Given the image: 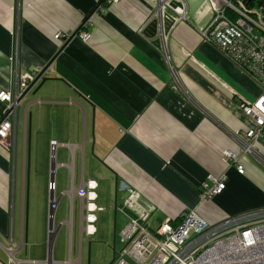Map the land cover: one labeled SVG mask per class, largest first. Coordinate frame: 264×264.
<instances>
[{"label": "crops", "instance_id": "1", "mask_svg": "<svg viewBox=\"0 0 264 264\" xmlns=\"http://www.w3.org/2000/svg\"><path fill=\"white\" fill-rule=\"evenodd\" d=\"M182 1L176 11L165 9L176 24L168 31V64L143 33L155 0H0V91L11 89L16 71L36 74L50 65L44 74L50 80L35 84L15 106L14 146L0 145V264H87L92 254L83 240L91 236L80 213L89 181L97 189L107 182L115 192L116 177V206L118 191L126 194L122 185L136 190L141 199L130 216L142 217L144 204L151 205V230L176 223L183 212L216 223L264 208L258 160L264 161V137L254 145L256 158L242 156V175L223 159L226 150L238 153L233 134L252 126L242 107L263 88L201 38L211 20L208 1ZM56 33L66 37L55 40ZM4 108L0 103V116ZM52 141L59 146L48 163V154L38 157L33 147L47 149ZM208 176L225 177V189L202 200ZM28 185L30 198L49 193V203L26 207ZM63 194L73 209L56 228ZM64 225L70 241L76 238L75 259L67 261L55 241Z\"/></svg>", "mask_w": 264, "mask_h": 264}, {"label": "built area", "instance_id": "2", "mask_svg": "<svg viewBox=\"0 0 264 264\" xmlns=\"http://www.w3.org/2000/svg\"><path fill=\"white\" fill-rule=\"evenodd\" d=\"M174 1L181 6L184 4L182 0H155V12L143 27L155 22L154 41L157 40L168 64V31L176 24L171 19L166 30L164 12ZM207 1L211 20L200 29L201 38L216 46L263 88L258 99L242 107L243 115L252 126L233 134L239 145L238 153L228 150L223 153L224 161L242 175L244 169L239 163L242 156L256 158L254 145L264 137V0ZM107 2L116 4L119 0H104ZM177 16L178 21L184 20L183 13ZM78 36L83 42L89 38L86 33H78ZM65 37L64 33H56L53 38L61 40ZM14 51L16 55L17 47ZM35 73L19 75L16 71L11 89L0 91V103L5 107L4 115L0 116V145L8 150L12 149V144L14 146L15 106L38 74ZM58 146L57 142H50V152L54 153ZM258 160L264 167V161L259 157ZM86 186L88 191L84 194L86 201L82 202L80 218L85 222L84 232L93 236L96 231L95 213L98 211L95 204L97 184L89 181ZM54 187V183H49V192ZM122 188L126 196L117 205V211L128 220L120 234L122 247L115 252L112 264H264V208L225 217L216 223L204 220L196 211L183 212L176 223L165 221L151 230L146 218L153 207L144 204L142 217L130 216L135 211L134 203L138 205L141 198L127 185H122ZM224 189L225 177L215 179L208 176L207 181L200 185L199 196L208 200Z\"/></svg>", "mask_w": 264, "mask_h": 264}, {"label": "rangeland", "instance_id": "3", "mask_svg": "<svg viewBox=\"0 0 264 264\" xmlns=\"http://www.w3.org/2000/svg\"><path fill=\"white\" fill-rule=\"evenodd\" d=\"M33 151L38 154V157H43L45 154H48V163L50 162V147H45V145H36L33 147ZM99 171L104 175H109V171L105 169L103 166H100ZM95 179L99 182L102 180V177L99 178L97 175H94ZM57 197L60 196L59 189L56 191ZM98 195V200L96 201V206L98 211L95 213L96 223L95 229L96 233L89 237L88 239H84V242H90V251H91V259L90 264H109L112 259V246L113 242L115 244V252L119 251L122 247L121 243V230L125 223V220L122 218L123 215L119 211L116 212V218L114 223L113 216V203H114V190L109 191L107 182L96 190ZM49 193L46 195L45 193L31 194V198L29 195V185H28V203L31 201L34 202H48ZM57 197H55L57 199ZM125 198V193L118 191L117 193V204L120 205L123 199ZM28 206V204H27ZM69 195L63 194L59 203L57 204V212L54 215V221L56 223V228L59 224V219L64 221L69 220V213L71 209ZM79 214V210L76 209V215ZM53 219V217H52ZM54 225V223L52 224ZM55 227V226H54ZM55 230V228L53 229ZM75 240L70 241L68 227L66 225L63 226L62 230L56 236V245L57 248L60 245V242L63 245L65 250L64 256L61 255V259H65V261L70 258L75 259L76 250H75ZM73 246V251H72ZM55 261V260H53ZM82 264H85L82 261Z\"/></svg>", "mask_w": 264, "mask_h": 264}, {"label": "water", "instance_id": "4", "mask_svg": "<svg viewBox=\"0 0 264 264\" xmlns=\"http://www.w3.org/2000/svg\"><path fill=\"white\" fill-rule=\"evenodd\" d=\"M245 1L249 2L250 0H245ZM103 2H104V0H103ZM169 6H170L172 9L176 10V9L180 8L181 5H180V4L178 5V4L174 1V2L170 3ZM164 13H165V14H164V18H165L166 30H167L168 27H169V22L171 21V19H170V17L167 15L166 12H164ZM155 27H156L155 22H154V21L151 22L149 25H147V26L144 28V30H143L144 35L147 36V37H150V38L154 39V37H155ZM154 42H155V44L158 43L157 40H155ZM49 66H50V65H48L46 68H44L42 71H40V72L36 75V77H35V78L33 79V81L30 83V85H29L27 91H28V90H31V89L33 88V86H34L35 84H37L38 82H40V84H39V87H40L44 82H46L47 80H50V79L44 78V74H45V72H46V70L48 69ZM37 88H38V87H37ZM21 98H22V97H21ZM19 100H20V99H19ZM28 150H29V149H28ZM112 173H113V172H112ZM114 182H115V192H114L115 198H114L113 216H114V223H115L116 212H117V206H116V186H117V179H116V177H115ZM27 202H28V194H26V207H27ZM51 218H52V217H51V215H50V219H51ZM89 247H90V245H89ZM114 259H115V244H114V242H113V246H112V259H111V261H110L109 264H112L113 261H114ZM87 264H90V257H89V256H88V259H87Z\"/></svg>", "mask_w": 264, "mask_h": 264}, {"label": "clouds", "instance_id": "5", "mask_svg": "<svg viewBox=\"0 0 264 264\" xmlns=\"http://www.w3.org/2000/svg\"><path fill=\"white\" fill-rule=\"evenodd\" d=\"M23 95H24V94H23ZM23 95H22V96H23ZM20 99H21V98H20Z\"/></svg>", "mask_w": 264, "mask_h": 264}, {"label": "flooded vegetation", "instance_id": "6", "mask_svg": "<svg viewBox=\"0 0 264 264\" xmlns=\"http://www.w3.org/2000/svg\"><path fill=\"white\" fill-rule=\"evenodd\" d=\"M239 215V214H238ZM235 216H237V215H235Z\"/></svg>", "mask_w": 264, "mask_h": 264}]
</instances>
